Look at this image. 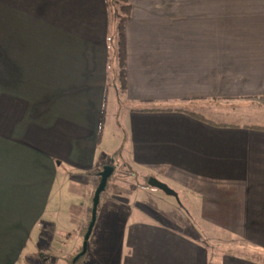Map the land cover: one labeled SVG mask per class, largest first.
<instances>
[{
    "label": "crops",
    "instance_id": "1",
    "mask_svg": "<svg viewBox=\"0 0 264 264\" xmlns=\"http://www.w3.org/2000/svg\"><path fill=\"white\" fill-rule=\"evenodd\" d=\"M128 2L123 99L136 102L124 114L123 163L191 195L200 226L264 253V0ZM110 20L106 0H0V264L36 254L42 226L64 243L85 223L96 170L111 163L99 151L114 89ZM177 105L212 122L161 109ZM65 184L66 207L52 197ZM124 230L121 264H257L211 259L197 230L142 220ZM51 250L53 264L74 252Z\"/></svg>",
    "mask_w": 264,
    "mask_h": 264
},
{
    "label": "rangeland",
    "instance_id": "2",
    "mask_svg": "<svg viewBox=\"0 0 264 264\" xmlns=\"http://www.w3.org/2000/svg\"><path fill=\"white\" fill-rule=\"evenodd\" d=\"M114 26L115 22L111 18L109 35L108 37L106 36V40L113 33ZM125 90L117 92L115 95V90L111 89L107 95L106 114L101 126L99 151L103 158L108 159V162L111 161L115 168L108 181V188L101 192L102 196L100 195L101 198L98 210L96 211L95 224L88 239L87 258L84 260L87 262L86 264H121L122 254L125 251V225L128 222L138 220L160 223L192 238H195V231H199L206 244L211 246V259H219L224 254H235L233 256L237 260H250L257 264H264V253L258 249L253 248L245 242H241L240 239L231 244V241L228 240L227 234L223 230H217L210 226H200L199 223L201 221L193 216L195 211H197L196 202H194L192 196L187 192L173 185L171 187L177 192V196H174L165 193L157 187L142 185L144 184V178H142L141 172L137 170L138 175L133 174L128 166H125L122 160L123 153L120 154L118 148L126 131L124 127V114L128 110V107L133 104L135 105L136 102L135 100H132V102L131 100L123 99ZM61 190L55 192V195H57L53 194L52 197H54V201L56 200V204L60 202L61 205L66 207L69 203L66 198H61V196L67 192L69 197H71L72 193L68 192L66 184L65 188ZM59 191H61V195ZM112 194L115 195L114 199L111 196ZM77 196L74 195V198L71 199L75 204L78 199ZM103 196L111 198L114 201L108 200V202L112 203L106 204ZM71 208L72 214L75 215L78 207L72 205ZM186 217H192L193 220L190 225L182 223V218L185 219ZM46 218L43 223H51L50 218ZM67 229L70 234H66L63 243L55 242L53 235L50 234L51 228L47 225L42 226L41 230L45 235L44 237L36 238V254H26L21 263L53 264V255H56V253L52 252L51 246L64 249L68 247V249H72L73 253H75L82 243L81 230L79 234L78 232H74L75 226L72 230L70 228ZM73 236L76 238L74 242H72ZM33 245L27 246L29 252L33 251ZM41 251H45L47 255L49 254V257L44 256V253H41ZM23 255L25 254L23 253Z\"/></svg>",
    "mask_w": 264,
    "mask_h": 264
},
{
    "label": "trees",
    "instance_id": "3",
    "mask_svg": "<svg viewBox=\"0 0 264 264\" xmlns=\"http://www.w3.org/2000/svg\"><path fill=\"white\" fill-rule=\"evenodd\" d=\"M108 8L110 9V15L111 18L115 22L114 26V31L113 33L109 36L107 42H106V48L108 50L107 54V83L112 85L114 89L117 92H123L126 88V78H125V34H124V24L125 22L129 19L130 17V3L128 0H106ZM161 109H175V110H184L188 113H190L193 116H196L200 119L212 122L208 119H206L204 116H202L200 113L195 112L193 110H188L186 108H183L181 106H174V107H169V108H161ZM140 110H145V108H140ZM104 115H105V110L102 109L101 115H100V129L101 125L104 120ZM220 124V123H216ZM258 127V126H257ZM260 128H264L263 126H259ZM123 147V139L122 142L118 148V151L121 153ZM112 166L113 164L110 163ZM104 165V162L100 164V169ZM113 166V170H114ZM100 169L96 170L97 173V182L93 188V191L99 181V171ZM113 173V172H112ZM111 173V175H112ZM111 175L108 176L106 184L104 189L108 188V181L111 178ZM149 175H145L144 177V184L145 186H149L147 183V178ZM103 189V190H104ZM100 201V199H99ZM99 204V202H98ZM97 210H98V205H97ZM90 220V211L87 214L85 223L83 225V228L81 230V235L83 237L86 227L89 223ZM81 249V246L76 249L75 253L78 252ZM75 253H71L65 256L64 264H71L72 257L75 255ZM87 252L80 256L74 264H86L87 262L84 261L87 258Z\"/></svg>",
    "mask_w": 264,
    "mask_h": 264
},
{
    "label": "water",
    "instance_id": "4",
    "mask_svg": "<svg viewBox=\"0 0 264 264\" xmlns=\"http://www.w3.org/2000/svg\"><path fill=\"white\" fill-rule=\"evenodd\" d=\"M113 172V166L109 163H105L101 170L99 171V181L93 191V195L91 198V209H90V220L89 223L86 227L85 233L82 238V243H81V249L72 257L71 264H74L75 261L82 256L86 249H87V244H88V239L90 237V234L92 232L93 226L95 224L96 220V211H97V205L99 202L100 198V193L103 191L107 178L111 173ZM147 183L150 186L157 187L161 190H163L165 193L177 196L176 191L169 186L166 182L156 178L155 176H149L147 178Z\"/></svg>",
    "mask_w": 264,
    "mask_h": 264
}]
</instances>
